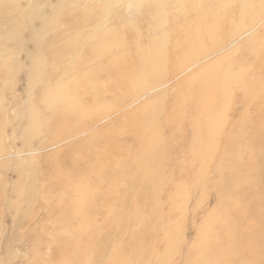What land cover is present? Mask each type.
Here are the masks:
<instances>
[{
	"label": "rangeland",
	"instance_id": "obj_1",
	"mask_svg": "<svg viewBox=\"0 0 264 264\" xmlns=\"http://www.w3.org/2000/svg\"><path fill=\"white\" fill-rule=\"evenodd\" d=\"M262 93L264 0H0V264H60L73 233L47 164L110 141L116 264H207L215 190L264 139Z\"/></svg>",
	"mask_w": 264,
	"mask_h": 264
},
{
	"label": "bare ground",
	"instance_id": "obj_2",
	"mask_svg": "<svg viewBox=\"0 0 264 264\" xmlns=\"http://www.w3.org/2000/svg\"><path fill=\"white\" fill-rule=\"evenodd\" d=\"M121 57H124V55H120L119 58ZM120 61H124V59H119ZM90 72L87 71L88 74ZM262 94L264 95V93ZM70 122L74 126L73 131H75L74 128L76 129L81 126L80 122L73 119ZM63 124H59L56 128L54 132L55 136L59 137L64 132L65 126ZM102 135H105V133ZM240 136L241 138L244 137V135ZM227 146L232 148L230 151L234 149L235 153L237 152L238 145L234 144L233 141H228ZM110 148L116 150L117 147L111 141L105 143L102 154L98 155V158L95 160L88 155L89 153L85 156L87 151L82 150L81 152L84 156L77 159L73 156L71 149L65 148L61 156L59 154V157H54L47 164L48 170L56 176L54 180L55 185L60 186L61 190H64L63 205L61 207L56 206L52 210L49 208V210L67 232L73 233L70 235L72 237H59L62 243L60 245L57 242L59 246H62V253L58 255L60 264H95L97 259H93L92 257L97 258V250L99 248L108 252L106 264H116V161H113L111 165H105L104 161L101 160L103 154L107 153ZM225 158L227 159V157ZM243 162L240 165L241 177L240 179L236 177V183L233 182V180H236L235 175L230 182L225 179L227 177H223L224 179L219 177L223 181L221 180V184L215 190L218 193V199L215 208L212 206L214 209L212 208V212L209 214V220L220 221L222 228L221 232L216 233V235H219L217 238L210 234L211 232L209 231H212L211 227V229L209 228L210 230H205L203 233L204 240L202 241L204 243L201 246V259L202 261L207 259V264H264V139L262 140L261 138L256 142H250L248 145V156H245V163ZM221 171L224 172V168ZM80 191H82L81 196L78 193ZM110 202H114V204ZM77 215L80 218L74 221L73 217ZM98 215L102 216L100 222L95 221ZM132 215L134 217L135 214ZM139 216L141 215H138V218ZM73 223H76L77 226H74ZM120 223L119 221V226ZM109 224L111 226L114 224L112 232L107 228L110 226ZM151 225L155 226V224ZM114 232L115 236L113 235ZM132 232L130 231V233ZM138 234L140 235L139 232ZM132 235L130 234V236ZM151 235H154V233H151ZM110 238L113 239V242L108 241ZM132 241H135V239L133 238ZM78 242H80L79 246H77ZM136 246L138 247L139 245Z\"/></svg>",
	"mask_w": 264,
	"mask_h": 264
}]
</instances>
